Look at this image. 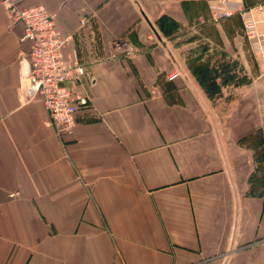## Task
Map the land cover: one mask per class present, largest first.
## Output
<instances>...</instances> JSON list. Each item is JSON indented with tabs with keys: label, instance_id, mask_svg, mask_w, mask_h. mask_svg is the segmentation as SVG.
<instances>
[{
	"label": "crops",
	"instance_id": "obj_1",
	"mask_svg": "<svg viewBox=\"0 0 264 264\" xmlns=\"http://www.w3.org/2000/svg\"><path fill=\"white\" fill-rule=\"evenodd\" d=\"M16 1L74 35L91 101L62 140L22 99L30 44L0 0V264H264V56L240 17L215 20L219 0ZM118 37L136 52L109 60Z\"/></svg>",
	"mask_w": 264,
	"mask_h": 264
},
{
	"label": "built area",
	"instance_id": "obj_2",
	"mask_svg": "<svg viewBox=\"0 0 264 264\" xmlns=\"http://www.w3.org/2000/svg\"><path fill=\"white\" fill-rule=\"evenodd\" d=\"M12 23L24 26L23 40L30 44L28 54L20 58V91L25 102L40 100L48 114L47 125L63 140L78 123V114L90 107L91 96L86 90L87 67L73 46V34H62L57 27L56 15L42 4L21 6L16 0H1ZM210 13L221 17L238 15L252 51L264 56V35L258 30L253 10L263 12L264 6L246 7L242 2L219 0L209 4ZM81 25L87 23L80 18ZM114 54L130 57L136 52L132 41L118 37L113 41ZM14 195V194H13Z\"/></svg>",
	"mask_w": 264,
	"mask_h": 264
},
{
	"label": "water",
	"instance_id": "obj_3",
	"mask_svg": "<svg viewBox=\"0 0 264 264\" xmlns=\"http://www.w3.org/2000/svg\"><path fill=\"white\" fill-rule=\"evenodd\" d=\"M157 34V33H156ZM157 36L159 37V35L157 34Z\"/></svg>",
	"mask_w": 264,
	"mask_h": 264
}]
</instances>
